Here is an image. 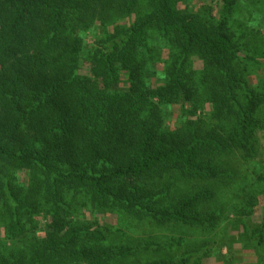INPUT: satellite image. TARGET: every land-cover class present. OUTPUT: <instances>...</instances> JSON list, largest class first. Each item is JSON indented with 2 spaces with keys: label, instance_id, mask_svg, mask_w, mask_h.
<instances>
[{
  "label": "trees",
  "instance_id": "obj_1",
  "mask_svg": "<svg viewBox=\"0 0 264 264\" xmlns=\"http://www.w3.org/2000/svg\"><path fill=\"white\" fill-rule=\"evenodd\" d=\"M219 2L215 15L185 0H0V264H190L140 260L143 242L74 200L159 226L221 220L204 208L215 189L188 184L222 187L219 157L254 156L264 77L245 75L254 56L229 25L244 0ZM236 190L234 209L254 212L264 189Z\"/></svg>",
  "mask_w": 264,
  "mask_h": 264
},
{
  "label": "rangeland",
  "instance_id": "obj_2",
  "mask_svg": "<svg viewBox=\"0 0 264 264\" xmlns=\"http://www.w3.org/2000/svg\"><path fill=\"white\" fill-rule=\"evenodd\" d=\"M185 3L194 10L205 5L211 6L215 15L219 14L221 8L219 0H185ZM238 4L229 25L254 56L252 64L249 65L250 72H245V75L251 76L252 81L259 84L262 81L260 79L264 77V0H244ZM245 12H253L255 17L251 19ZM128 21L129 19L122 18L117 20V23ZM87 41L90 42L91 39ZM166 55L164 50L163 57ZM194 59V66L201 68L202 61ZM157 65L159 69L163 68L162 62ZM173 112L174 116L178 115L179 107L175 106ZM260 115L264 118V112ZM253 144L255 154L248 159H241L239 151L219 157L221 165L228 171L225 182L220 180L222 187L215 185L214 181L188 184V188H194L193 190L204 185L215 189L214 198L204 204L205 209H223L221 220L214 228L197 231L195 228L178 224L159 226L148 221L133 220L121 212L102 211L89 205L84 207L82 198L75 199L74 205L78 204L82 218L99 220L115 228L114 237L117 240L129 241L134 245L143 242L142 245L146 248L138 256L140 260L188 256L190 264H264V256L260 254L257 246V240L260 239L258 230L264 221V193L259 195V204L253 207L254 212L244 214L234 209V205L244 203L242 197L236 195V189L240 186L246 185V191L250 193L255 189H264V184L258 177L264 173V129L257 130ZM182 183L175 187V194L177 191H188L183 188ZM241 193L244 191L241 190ZM3 235V231H0V236ZM196 247H203L207 256L201 257V253L194 252Z\"/></svg>",
  "mask_w": 264,
  "mask_h": 264
}]
</instances>
